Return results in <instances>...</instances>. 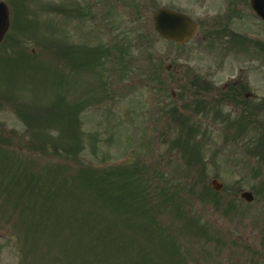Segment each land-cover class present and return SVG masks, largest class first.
I'll return each instance as SVG.
<instances>
[{"label":"rangeland","instance_id":"rangeland-1","mask_svg":"<svg viewBox=\"0 0 264 264\" xmlns=\"http://www.w3.org/2000/svg\"><path fill=\"white\" fill-rule=\"evenodd\" d=\"M0 1L12 11L0 45V264H264V57L228 54L222 32L264 39L250 0ZM164 7L199 23L192 43L159 41L152 17ZM61 42L78 67L50 55ZM56 65L65 73L47 81ZM195 76L216 89L242 77L256 100L217 105L208 93L221 112L193 113L183 88ZM187 132L194 150L177 145ZM64 165L79 194L54 191Z\"/></svg>","mask_w":264,"mask_h":264},{"label":"water","instance_id":"water-1","mask_svg":"<svg viewBox=\"0 0 264 264\" xmlns=\"http://www.w3.org/2000/svg\"><path fill=\"white\" fill-rule=\"evenodd\" d=\"M252 6L258 16L264 19V0H252ZM155 29L160 37L176 42L178 45L189 42L197 31L196 24L187 16L170 11L169 9H159L154 15ZM10 28V11L8 6L0 2V43L5 38ZM213 188L221 190L222 186L213 183ZM247 201L252 200L251 194H243Z\"/></svg>","mask_w":264,"mask_h":264},{"label":"trees","instance_id":"trees-1","mask_svg":"<svg viewBox=\"0 0 264 264\" xmlns=\"http://www.w3.org/2000/svg\"><path fill=\"white\" fill-rule=\"evenodd\" d=\"M72 148L74 150H76L75 147H72ZM63 167L66 168V169L63 170V171H65L66 174H62V173L60 174V177H59L60 184L63 187H66V186L67 187L68 186L78 187L79 186V183L73 181L74 176H75V170L70 169L67 165H64ZM57 170L58 171H62L60 165H57ZM94 171L95 170L94 169H91V168H89V169H86L85 168V170L83 168L82 171H80V174L81 175L83 174L85 177H88L90 179L95 178V177H99ZM68 175H69V177H68ZM105 177H112V175L109 174L108 176H105ZM69 180L72 181V182H70ZM106 188H108V187H106ZM55 190H56V188H54V191ZM64 191L69 194V192L67 190H64ZM76 192H75V194H76ZM100 203L103 204V205H110V203H111V197H110V195H105V196H101L100 195Z\"/></svg>","mask_w":264,"mask_h":264},{"label":"flooded vegetation","instance_id":"flooded-vegetation-1","mask_svg":"<svg viewBox=\"0 0 264 264\" xmlns=\"http://www.w3.org/2000/svg\"><path fill=\"white\" fill-rule=\"evenodd\" d=\"M234 81L227 83L224 86V90L225 92H227V101H230V98L232 100H238L239 97H241V95H243L244 93V89H245V83L243 81L242 77H237L233 79ZM248 94V96L246 95ZM244 97L245 100L247 102H251V101H255L256 100V96L252 93L246 92L244 93ZM261 99H258V101H260ZM252 107V106H251Z\"/></svg>","mask_w":264,"mask_h":264}]
</instances>
